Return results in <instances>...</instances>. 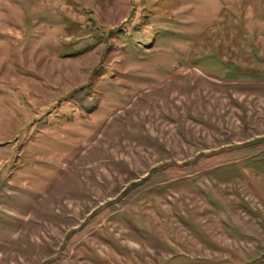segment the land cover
Returning a JSON list of instances; mask_svg holds the SVG:
<instances>
[{
	"label": "rangeland",
	"instance_id": "374dc122",
	"mask_svg": "<svg viewBox=\"0 0 264 264\" xmlns=\"http://www.w3.org/2000/svg\"><path fill=\"white\" fill-rule=\"evenodd\" d=\"M0 264H264V0H0Z\"/></svg>",
	"mask_w": 264,
	"mask_h": 264
}]
</instances>
